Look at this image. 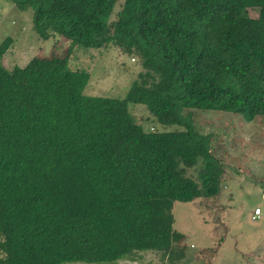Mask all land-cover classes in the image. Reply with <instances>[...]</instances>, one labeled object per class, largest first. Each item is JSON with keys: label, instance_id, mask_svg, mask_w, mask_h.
<instances>
[{"label": "trees", "instance_id": "16d2710c", "mask_svg": "<svg viewBox=\"0 0 264 264\" xmlns=\"http://www.w3.org/2000/svg\"><path fill=\"white\" fill-rule=\"evenodd\" d=\"M9 1L39 38L71 47L7 69L11 39L0 43V264L169 248L173 203L216 199L226 174L196 111L264 116V0ZM109 44L144 72L124 97L87 95L70 49Z\"/></svg>", "mask_w": 264, "mask_h": 264}, {"label": "rangeland", "instance_id": "374dc122", "mask_svg": "<svg viewBox=\"0 0 264 264\" xmlns=\"http://www.w3.org/2000/svg\"><path fill=\"white\" fill-rule=\"evenodd\" d=\"M249 15L257 17V10H249ZM31 16L30 9L20 11L9 0H0V43L11 39L1 61L7 69L23 67L34 56L63 54L71 47L54 34L47 40L39 38L32 30ZM70 50V68L90 74L87 95L124 97L132 81L144 72L135 56L119 52L112 44ZM130 109L136 125L144 126L145 108ZM198 113L197 129L211 134L210 150L226 170L218 197L173 203L174 243L167 249L137 252L116 262L62 264H264V116L245 121L222 111ZM188 175L196 176L193 170ZM255 209L260 212L254 220Z\"/></svg>", "mask_w": 264, "mask_h": 264}, {"label": "built area", "instance_id": "2783aa9c", "mask_svg": "<svg viewBox=\"0 0 264 264\" xmlns=\"http://www.w3.org/2000/svg\"><path fill=\"white\" fill-rule=\"evenodd\" d=\"M259 212H260L259 209H255L254 213H253V216H252L253 217L252 219L255 220V218H257L259 216Z\"/></svg>", "mask_w": 264, "mask_h": 264}]
</instances>
